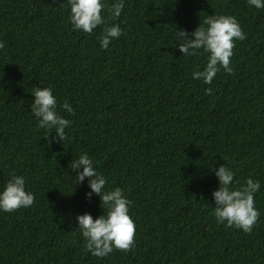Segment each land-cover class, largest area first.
I'll use <instances>...</instances> for the list:
<instances>
[{"label":"trees","instance_id":"16d2710c","mask_svg":"<svg viewBox=\"0 0 264 264\" xmlns=\"http://www.w3.org/2000/svg\"><path fill=\"white\" fill-rule=\"evenodd\" d=\"M118 0H106L111 5ZM67 0H0V190L22 175L35 203L0 212V264H264V9L247 0H124L92 34L74 31ZM210 15L235 16L231 74L193 80L208 53L182 56L176 30ZM122 35L101 50L102 29ZM191 38V37H190ZM50 87L72 121L54 139L31 114V92ZM211 92H206V89ZM48 136V137H47ZM47 137V138H46ZM87 153L132 202L134 246L100 259L85 249L76 215L103 214L71 161ZM229 166L234 187L260 182L252 232L218 224L214 169Z\"/></svg>","mask_w":264,"mask_h":264},{"label":"clouds","instance_id":"9594fccd","mask_svg":"<svg viewBox=\"0 0 264 264\" xmlns=\"http://www.w3.org/2000/svg\"><path fill=\"white\" fill-rule=\"evenodd\" d=\"M250 7L264 9V0H247ZM70 9L68 20L71 29L85 34H92L98 26L105 24L107 14L116 20L121 16L124 0L106 5V0H67ZM122 30L119 23L110 24L102 29L98 37L101 50H107L113 40L120 38ZM191 37V38H190ZM175 47L182 56L197 55L199 50L208 53L207 63L203 70L191 73L193 80L211 84L222 68L231 74L230 67L235 41L246 39V35L235 16L210 15L204 19L203 25L189 34L186 30H176ZM4 48L0 41V49ZM211 92V89H206ZM31 114L38 122V127L52 134L54 139L63 142L65 130L71 127L72 121L60 115V110L73 113L68 102L60 104L50 87H36L32 92ZM48 137V136H47ZM46 137V138H47ZM71 170L76 172L73 177L76 185L87 181L89 191L86 199L93 195L99 196L103 214L93 217L91 213L76 215L80 236L85 249L91 255L103 259L114 250L128 251L134 246L136 224L130 215L132 202L127 199L124 190L117 187L106 189L107 178L94 167L92 159L85 152L71 162ZM219 181V188L212 192L215 202L213 215L218 224L235 227L250 233L260 216L254 206L255 194L260 190V182L248 178L244 185L234 187V172L229 166L220 165L214 169ZM35 203V194L26 190V180L22 175L11 174L10 179L0 190V212L11 213L21 208H29Z\"/></svg>","mask_w":264,"mask_h":264}]
</instances>
